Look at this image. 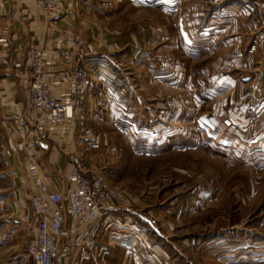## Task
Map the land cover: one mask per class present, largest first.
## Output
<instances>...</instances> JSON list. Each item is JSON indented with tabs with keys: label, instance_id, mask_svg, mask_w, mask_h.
<instances>
[{
	"label": "rangeland",
	"instance_id": "1",
	"mask_svg": "<svg viewBox=\"0 0 264 264\" xmlns=\"http://www.w3.org/2000/svg\"><path fill=\"white\" fill-rule=\"evenodd\" d=\"M94 1L112 2L90 14L96 35L129 31L139 44L98 83L96 164L134 207L194 238L192 264H264V0ZM224 77L239 102L223 99ZM3 123L0 109V264H34Z\"/></svg>",
	"mask_w": 264,
	"mask_h": 264
},
{
	"label": "crops",
	"instance_id": "2",
	"mask_svg": "<svg viewBox=\"0 0 264 264\" xmlns=\"http://www.w3.org/2000/svg\"><path fill=\"white\" fill-rule=\"evenodd\" d=\"M40 1L0 0V56L6 52L11 58L19 54L24 59L19 65L13 64L8 67L0 64V109L4 119L5 133L6 131L8 133L1 145V152L5 154V159L15 162L16 183L21 191L15 196L19 202L14 206V214L19 220L26 222L28 227L34 219L31 207L32 188L27 178L24 151L19 144L18 136L11 132L9 121L15 110L23 107L24 94L31 81L32 73L27 57L29 46L33 44L45 49L46 70L49 74L62 75L69 72L71 67L89 70V72L100 71L102 74L98 75L99 87L106 89L101 84L104 82V71L109 67L119 68L118 65L122 64L117 63L126 59L129 53L134 52V48L130 47L139 45L136 39L137 34L129 31H119L116 34L115 31H109L101 36L95 34L94 24L91 23L94 19L92 16L96 15L95 12L99 9L110 8L112 2L109 0L110 3L98 1L97 4L94 0H60L69 7V11L55 20L47 19L44 11L39 7ZM76 38L82 39L85 43L86 40L89 41L88 54L76 60L69 58L68 61H54L53 53L69 47L71 39ZM132 42L138 45H133ZM124 46L129 47L128 51L123 50ZM140 48H143V45ZM122 51L126 53L117 58L118 53ZM113 79H109L110 84H116ZM226 82L227 78L224 77L221 80L223 86L220 87L227 88L228 92L223 99L226 102L230 99L239 102L241 96L239 97L234 87L225 86ZM51 89L61 102L68 103L70 91L66 85L57 81ZM231 89L235 91V95L232 94ZM96 92L86 98L84 105L76 111L71 123H65L54 129L46 128L41 135L37 150L38 160L55 180L58 177L64 178L67 170L76 163H79L82 168L98 166L89 152L86 140L92 135L89 122L93 118L92 110L94 106L96 107L98 98ZM126 95L128 96V92L123 95L125 99ZM241 100L243 102V99ZM132 197V194H124L118 209L107 219V222L112 224V228L98 238L95 250V253L104 250L101 258L95 257L91 261H84L81 260L80 252H78L75 258L67 260L68 264L193 263L184 255H187L186 249L197 247L194 238H186L185 243L181 242L178 236L175 237V233H172L171 230L175 228L165 215H156L154 210L134 207L131 203L136 200ZM122 223H127L130 226L129 229H119L118 226ZM132 229L141 231L147 242L144 243L139 235L132 233ZM66 244H70V240ZM237 262V264H245L244 257L239 256Z\"/></svg>",
	"mask_w": 264,
	"mask_h": 264
},
{
	"label": "built area",
	"instance_id": "3",
	"mask_svg": "<svg viewBox=\"0 0 264 264\" xmlns=\"http://www.w3.org/2000/svg\"><path fill=\"white\" fill-rule=\"evenodd\" d=\"M39 7L48 20H55L68 13L69 7L60 0H41ZM82 39H71L70 46L53 53L56 62L76 60L88 54ZM46 52L42 46L30 45L27 52L31 68V81L24 94V105L16 109L9 124L18 136L25 154L27 178L31 184L33 221L26 256L34 264H68L80 252L81 260L101 258L103 251L95 253L97 240L112 224L107 219L118 209L124 194L110 185L102 168L96 165L82 168L73 164L64 178L56 180L46 172L38 160L39 140L46 128H57L71 123L76 111L86 98L97 91L95 72L71 67L65 74H49L46 70ZM23 56L14 58L4 52L0 56L3 66L19 65ZM66 85L70 91L68 103L61 102L52 92L55 82ZM127 223L119 229H129ZM146 243V237L137 229ZM70 240V244L66 242Z\"/></svg>",
	"mask_w": 264,
	"mask_h": 264
},
{
	"label": "bare ground",
	"instance_id": "4",
	"mask_svg": "<svg viewBox=\"0 0 264 264\" xmlns=\"http://www.w3.org/2000/svg\"><path fill=\"white\" fill-rule=\"evenodd\" d=\"M52 90V89H51ZM53 92V91H52Z\"/></svg>",
	"mask_w": 264,
	"mask_h": 264
}]
</instances>
